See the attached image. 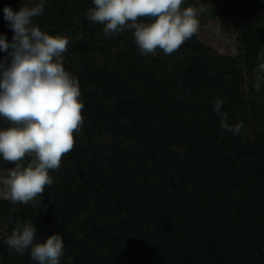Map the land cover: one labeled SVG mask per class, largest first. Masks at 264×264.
<instances>
[{"label":"trees","instance_id":"obj_1","mask_svg":"<svg viewBox=\"0 0 264 264\" xmlns=\"http://www.w3.org/2000/svg\"><path fill=\"white\" fill-rule=\"evenodd\" d=\"M249 1L182 5L233 15L240 55L221 54L195 34L171 55L144 56L132 31L105 36L87 18L93 0H44L32 23L69 39L63 66L79 81L84 124L50 171L39 207L0 200V264H36L30 250L18 255L5 243L22 220L33 222L36 242L63 237L60 264H264V81L256 90L254 72L264 0ZM0 34L9 43L14 35L1 10ZM217 97L227 123L243 125L239 134L221 128ZM10 126L0 117V130ZM13 167L0 157V170Z\"/></svg>","mask_w":264,"mask_h":264},{"label":"clouds","instance_id":"obj_2","mask_svg":"<svg viewBox=\"0 0 264 264\" xmlns=\"http://www.w3.org/2000/svg\"><path fill=\"white\" fill-rule=\"evenodd\" d=\"M44 0L18 12L3 9L4 19L14 32L12 41L0 34V117L10 127L0 130V157L15 167L0 170V196L13 204H42L45 188L53 183L50 171H58L62 158L75 146L74 134L82 130L84 103L78 79L63 66L69 39L50 35L34 26L32 19L44 11ZM87 18L103 25L105 36L132 31L139 52L147 56L157 49L165 55L178 51L199 30L203 6L182 7L184 0H93ZM147 20L148 22H142ZM256 73V90L264 81V50ZM221 128L239 134L243 125H229L220 111ZM31 158L25 166L24 160ZM37 229L31 220L17 221L5 240L18 255L30 250L36 264H60L64 240L60 234L36 242Z\"/></svg>","mask_w":264,"mask_h":264},{"label":"rangeland","instance_id":"obj_3","mask_svg":"<svg viewBox=\"0 0 264 264\" xmlns=\"http://www.w3.org/2000/svg\"><path fill=\"white\" fill-rule=\"evenodd\" d=\"M28 1V0H27ZM34 1V0H30ZM246 5L250 3L245 0ZM3 2L0 0V10L3 11ZM200 27L196 33L197 38L205 45L212 47L215 51L225 54L238 56L243 53V44L241 33L236 25L235 19L231 14H221L214 7L207 9L199 15ZM245 87L248 90L249 75L245 74ZM248 124V133L251 131V126ZM0 200L4 201L2 196ZM3 219V216H2ZM0 217V234L6 231V226Z\"/></svg>","mask_w":264,"mask_h":264}]
</instances>
